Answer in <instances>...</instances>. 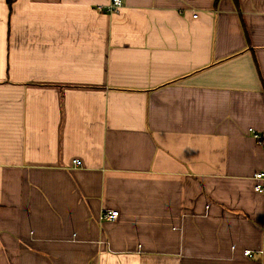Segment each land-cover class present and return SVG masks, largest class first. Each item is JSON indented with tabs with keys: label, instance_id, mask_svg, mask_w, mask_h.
I'll return each instance as SVG.
<instances>
[{
	"label": "crops",
	"instance_id": "1",
	"mask_svg": "<svg viewBox=\"0 0 264 264\" xmlns=\"http://www.w3.org/2000/svg\"><path fill=\"white\" fill-rule=\"evenodd\" d=\"M109 2L0 0V264H264V0Z\"/></svg>",
	"mask_w": 264,
	"mask_h": 264
},
{
	"label": "built area",
	"instance_id": "2",
	"mask_svg": "<svg viewBox=\"0 0 264 264\" xmlns=\"http://www.w3.org/2000/svg\"><path fill=\"white\" fill-rule=\"evenodd\" d=\"M122 7V2L121 0H110V2L107 4L106 7L102 8L99 7L97 10L103 13H108V14H114L118 13L119 10ZM253 140L255 141V144L259 147H261L264 150V132L258 133V132H253ZM74 166H80V162L78 160L73 161ZM253 191L257 194H260L264 197V172H257L253 174ZM118 212L117 211H103L101 213L100 219L105 220V221H112L115 220L117 217ZM244 256L246 257H251V252L250 251H245L243 253Z\"/></svg>",
	"mask_w": 264,
	"mask_h": 264
},
{
	"label": "trees",
	"instance_id": "3",
	"mask_svg": "<svg viewBox=\"0 0 264 264\" xmlns=\"http://www.w3.org/2000/svg\"><path fill=\"white\" fill-rule=\"evenodd\" d=\"M233 2H234V4H236V0H232ZM9 3H10V1H9Z\"/></svg>",
	"mask_w": 264,
	"mask_h": 264
}]
</instances>
